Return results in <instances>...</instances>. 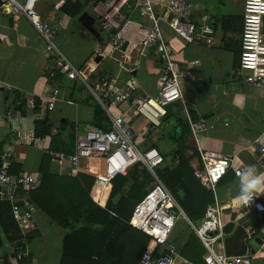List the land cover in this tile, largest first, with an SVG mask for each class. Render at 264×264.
I'll list each match as a JSON object with an SVG mask.
<instances>
[{
    "label": "crops",
    "instance_id": "1",
    "mask_svg": "<svg viewBox=\"0 0 264 264\" xmlns=\"http://www.w3.org/2000/svg\"><path fill=\"white\" fill-rule=\"evenodd\" d=\"M67 1L69 0H37L36 8L43 19L58 27L57 44L74 65L83 67L90 63L96 69L95 77L117 79L118 86L134 76L140 94L156 95L163 70L161 58L154 54L143 57L140 55V48L133 43L122 50H115L110 44V37L101 29L97 19L94 24L97 35L79 21L84 12L96 18L91 9L94 0H72L86 3L77 17L61 11L62 5ZM192 3L193 21L197 26L207 24L214 29V43L188 44L165 20L160 24L167 42L176 51L180 69H192V77L180 82L188 112L194 121L206 120L207 127L198 135L197 142L186 120L183 103L177 101L168 105L162 126L151 131L143 141L141 139V147H156L166 156L167 159L161 167L167 164L175 166L174 157L179 155L187 160L191 170L199 162L198 144L203 150H216L232 156L233 168L229 169L218 184L216 193L212 192L213 203L218 201L225 207L227 237L219 249L225 250L231 256H247L250 264H264V240H260L261 244L256 240L263 230L264 217L260 219L255 215L239 224L238 220L246 212L234 199L239 194L240 184L234 168L255 166L257 173L264 174V155L259 151L264 140L258 141L259 137L264 136V87L243 82L239 72L244 0H192ZM158 13L165 14L161 11ZM123 15L128 24L138 26L143 22L131 6L123 9ZM44 49V41L33 24L22 14H10L0 2V166L5 160L9 165L20 164L23 167L20 173H39L44 150L48 146V140L34 136L36 119L49 116L55 125L67 121L77 126L78 136L94 128V116L99 106L92 93L81 83L67 78H49L48 59L44 55ZM54 87L60 89L59 102L56 109L48 113L44 110V105ZM30 95L41 101L43 106L40 113L29 111L21 114L15 109L16 112L10 115L11 107ZM130 118L138 131L149 127V123L141 116L131 115ZM70 132L68 127L66 139H69ZM102 164L100 160H83L79 165L80 172L97 177V174L103 173ZM51 165L49 169L53 175H73L69 164L61 166L51 162ZM93 165L98 167L93 169ZM111 188L112 185L105 195L102 194V188H94L92 194L99 205L104 206ZM57 194L50 192L46 196ZM262 201L264 203V197ZM206 202V198L200 197L201 216L196 222L177 203L186 217L199 226L210 205ZM33 203L36 209V232L33 240L50 239L47 257L39 258L33 253L30 246L33 240L26 242L27 236L24 237L12 212L1 209L0 264H21V259L17 258V247L22 244L26 245V257L31 258V264H61L66 231L53 222L36 202ZM174 212L179 213L176 208ZM179 217L183 221L176 223V229L174 228L175 231L170 236V242L177 249L175 264H205L206 248L196 237L186 218L182 215ZM256 221H260L262 225L260 229L254 230L253 223ZM14 222L19 229V235ZM138 232L141 231L131 229L129 232L131 256H134V247L135 253L137 251ZM18 236L20 237L17 239ZM127 244L125 241L122 258L104 257L103 264H139L144 251L141 256L129 259Z\"/></svg>",
    "mask_w": 264,
    "mask_h": 264
},
{
    "label": "built area",
    "instance_id": "2",
    "mask_svg": "<svg viewBox=\"0 0 264 264\" xmlns=\"http://www.w3.org/2000/svg\"><path fill=\"white\" fill-rule=\"evenodd\" d=\"M0 2L10 14L24 15L43 39L49 78H67L81 83L95 97L109 121L108 128L94 127L78 135L73 153L45 148L44 153L51 162L61 166L69 164L72 174H78L81 161L100 160L103 163V173L97 174V178L103 182V195L111 187L116 176L126 175L137 164H141L151 173L154 182L136 204L130 220L134 228L151 238V243L144 250L139 264H175L177 249L170 242V236L180 215L186 218L206 248L205 264H250L247 256H231L225 250L219 249L227 237L225 207L218 201L208 205L202 223L199 226L194 225L157 173L165 163L164 156L156 147H141L143 139H146L151 131L162 126L168 105L177 101L183 103L186 120L197 142L198 135L207 127L206 120L194 121L188 112L180 82L192 77V69H180L176 51L167 42L160 24L165 20L188 44L214 43V29L207 24L197 26L193 21L192 0H94L91 4L101 29L108 34L110 44L115 50H122L133 43L140 48V55L143 57L154 54L161 58L163 70L156 95L140 94L134 76L122 86H118L117 79L95 77L96 69L90 63L76 67L57 44L58 27L43 19L37 11V0ZM128 6L143 20L138 26L125 21L123 9ZM158 11L165 14L161 15ZM240 38L239 72L243 82L264 87V0H244ZM59 96L60 89L54 87L44 105L46 112L51 113L56 109ZM23 98L11 107L10 115L15 113L16 106L24 101L28 110L33 111L36 108L34 95ZM131 115L143 117L149 127L138 131L132 123ZM198 150L200 156L199 162L193 165L194 176L205 188L216 193L218 184L225 178L229 169L233 168L234 159L220 151L203 150L199 144ZM259 151L264 155L263 144L260 145ZM174 161L178 164L179 158L175 156ZM242 169L244 168H234L237 177V173ZM41 185L42 178L39 173L22 172L13 175L7 160L0 166V201L11 204L12 216L24 237L35 229L36 209L30 194ZM262 197L264 193L254 196L247 205H240L246 213L256 210V215L263 219ZM175 208L179 211L178 214L174 212ZM26 255L24 246L19 245L17 258L22 259Z\"/></svg>",
    "mask_w": 264,
    "mask_h": 264
},
{
    "label": "trees",
    "instance_id": "3",
    "mask_svg": "<svg viewBox=\"0 0 264 264\" xmlns=\"http://www.w3.org/2000/svg\"><path fill=\"white\" fill-rule=\"evenodd\" d=\"M85 6L86 3L69 0L62 5L61 11L77 17ZM40 105L41 101L36 98V108L33 111L27 109L25 101L16 106V111L21 114L29 111L37 114L41 111ZM93 125L94 127H109L108 118L100 106H97ZM68 127L71 132L68 135L69 139H66ZM77 130L76 125L69 124L67 121L55 125L50 121L49 116L36 119L34 123V136L48 140L46 148L66 153L75 151ZM178 158V164L175 166L167 164L160 167L157 173L190 219L196 222L201 216L199 214L200 197L206 198V204H211L214 202L213 193L201 186L193 170L188 166L187 160L179 155ZM164 159L166 161L167 157L164 156ZM50 166L51 160L44 154L39 168L42 185L33 191L30 197L52 218L53 222L66 231L63 238L61 264H103L104 257L122 258L126 247L125 241L128 242L129 259L141 256L150 245L151 238L147 234L138 232L137 251L135 253L134 247V256H131L129 232L131 229H136L130 224L134 208L154 182L147 168L137 164L126 175L116 176L112 181L108 198L104 206H101L97 203L98 200L94 198L92 191L94 188L97 190L102 188V180L83 172L71 176L53 175L50 172ZM22 168L16 163L9 165L13 175H18ZM195 184H197L196 187ZM50 192H57L59 195L47 197L46 193ZM1 209H7L9 213L11 204L7 201H0ZM260 227V221L253 223L254 230ZM16 228L19 235L17 225ZM35 232L36 230H33L27 234L26 242L33 240ZM1 243L0 237V248ZM21 264H31V258L25 256L21 259Z\"/></svg>",
    "mask_w": 264,
    "mask_h": 264
},
{
    "label": "clouds",
    "instance_id": "4",
    "mask_svg": "<svg viewBox=\"0 0 264 264\" xmlns=\"http://www.w3.org/2000/svg\"><path fill=\"white\" fill-rule=\"evenodd\" d=\"M264 140V136L258 141ZM240 178L239 194L234 198L236 202L247 205L253 197L264 193V174L257 173L255 166H248L237 173Z\"/></svg>",
    "mask_w": 264,
    "mask_h": 264
},
{
    "label": "water",
    "instance_id": "5",
    "mask_svg": "<svg viewBox=\"0 0 264 264\" xmlns=\"http://www.w3.org/2000/svg\"><path fill=\"white\" fill-rule=\"evenodd\" d=\"M79 21L82 23V25L88 29L91 33L97 35L98 32L97 30L95 29L94 27V24L96 23V18H94L92 15H90L88 12H84L80 15L79 17ZM99 60V58L97 59ZM257 213H256V210H251L249 211L248 213H246L244 216H242L239 220H238V223L239 224H243L245 223L248 219L252 218L253 216H255ZM262 225V223H261ZM256 240L258 242H260L261 244V241L260 240H264V224H263V230H261L258 238H256Z\"/></svg>",
    "mask_w": 264,
    "mask_h": 264
},
{
    "label": "rangeland",
    "instance_id": "6",
    "mask_svg": "<svg viewBox=\"0 0 264 264\" xmlns=\"http://www.w3.org/2000/svg\"><path fill=\"white\" fill-rule=\"evenodd\" d=\"M33 153H35L34 150H32ZM29 162L31 163L32 162V158L30 157L29 159ZM52 166V165H51ZM96 167H98V165H93V169H96ZM158 171V170H157ZM180 222V221H183V219L181 217H178L177 219V222ZM176 222V223H177ZM176 229V228H175ZM175 231V230H174ZM49 242H50V239L48 238V240H45V241H38V240H33L30 244L31 246V250L33 251V253L35 255H38V257L40 258H45L47 257L48 255V252H49ZM53 248V247H52Z\"/></svg>",
    "mask_w": 264,
    "mask_h": 264
},
{
    "label": "bare ground",
    "instance_id": "7",
    "mask_svg": "<svg viewBox=\"0 0 264 264\" xmlns=\"http://www.w3.org/2000/svg\"><path fill=\"white\" fill-rule=\"evenodd\" d=\"M90 170H91V168H90Z\"/></svg>",
    "mask_w": 264,
    "mask_h": 264
}]
</instances>
